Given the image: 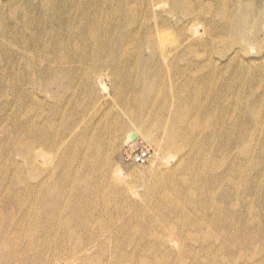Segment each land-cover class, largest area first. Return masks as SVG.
<instances>
[{
  "label": "rangeland",
  "instance_id": "obj_1",
  "mask_svg": "<svg viewBox=\"0 0 264 264\" xmlns=\"http://www.w3.org/2000/svg\"><path fill=\"white\" fill-rule=\"evenodd\" d=\"M0 264H264V0H0Z\"/></svg>",
  "mask_w": 264,
  "mask_h": 264
},
{
  "label": "bare ground",
  "instance_id": "obj_2",
  "mask_svg": "<svg viewBox=\"0 0 264 264\" xmlns=\"http://www.w3.org/2000/svg\"><path fill=\"white\" fill-rule=\"evenodd\" d=\"M239 20H241V19H239ZM234 23H235V22H234ZM234 23H233V24H234ZM236 23H237V22H236ZM233 24H232V25H233ZM238 33H239V32H238ZM238 33H237V34H238ZM240 33H241V32H240ZM243 33H244V32H243ZM245 39H246V38H245ZM245 39H244V40H245ZM244 46H245V44H244ZM54 79H55V78H54ZM42 82H43V81H42ZM102 84L104 85L103 82H102ZM37 85H38V84H37ZM49 85H50V84H49ZM44 86L46 87L45 84H44ZM50 86H51V85H50ZM137 136H138V135H137ZM130 141H137V137H136L135 139L130 140ZM34 159H35V160H34L35 162H41V160H42L41 158H34ZM80 207H82V206H80ZM82 209H83V208H82ZM172 240H173V239H172ZM172 243H174V242H172Z\"/></svg>",
  "mask_w": 264,
  "mask_h": 264
},
{
  "label": "built area",
  "instance_id": "obj_3",
  "mask_svg": "<svg viewBox=\"0 0 264 264\" xmlns=\"http://www.w3.org/2000/svg\"><path fill=\"white\" fill-rule=\"evenodd\" d=\"M138 156H139V159H142L144 155L142 154V155H138Z\"/></svg>",
  "mask_w": 264,
  "mask_h": 264
}]
</instances>
